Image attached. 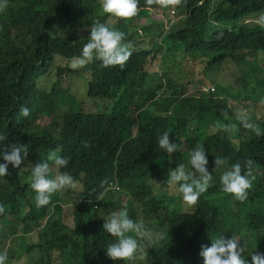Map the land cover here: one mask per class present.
Masks as SVG:
<instances>
[{
	"label": "trees",
	"instance_id": "trees-1",
	"mask_svg": "<svg viewBox=\"0 0 264 264\" xmlns=\"http://www.w3.org/2000/svg\"><path fill=\"white\" fill-rule=\"evenodd\" d=\"M139 12L174 23L154 22L140 31L131 25L133 18L104 13L102 0H8L0 13V135L7 137L5 145L28 148L21 167L9 164L8 175L0 177L5 207L0 253L7 252L6 264H204L201 246H210L219 235L238 236L249 264L253 252L264 253V134L244 129L235 118L225 120L219 99L188 94L181 81L189 63L196 70L199 62L210 77L232 63L235 76L241 79L246 70L252 84L264 90V28L240 23L264 14V0H182L167 8L139 0ZM97 20L124 31L125 42L137 39L123 69L102 67L99 60L78 70L69 67ZM221 30L223 37L216 39ZM79 79L87 81L81 102L71 86L64 87ZM226 88L236 94L233 85L219 83L214 90L219 94ZM255 94L249 106L264 111L260 86ZM21 106L30 110L28 117L20 116ZM250 120L264 133V114ZM216 121L235 123L237 130L224 132ZM168 130L179 145L172 154L158 146V137ZM197 144L205 149L208 170L215 168L216 156L228 164L215 169L210 187L186 212L178 186L167 184L168 172L180 163L193 171L189 154ZM58 146L62 156L70 157L59 171L71 173L83 187L82 193L71 194L77 202L73 229L64 224L63 206L57 204L62 196L54 194L49 205L37 207L30 187L34 164ZM249 158L256 179L241 202L222 191L220 176ZM101 180L107 184L99 201L91 190L104 191L98 187ZM120 191L127 194L125 204L115 198ZM116 210L144 222L149 233L142 241L144 260L107 257L106 247L115 238L103 230V218ZM34 224L41 228L29 243L25 235ZM160 234L164 239H158Z\"/></svg>",
	"mask_w": 264,
	"mask_h": 264
},
{
	"label": "clouds",
	"instance_id": "clouds-1",
	"mask_svg": "<svg viewBox=\"0 0 264 264\" xmlns=\"http://www.w3.org/2000/svg\"><path fill=\"white\" fill-rule=\"evenodd\" d=\"M145 4L148 7L156 5L167 8L180 6L182 0H145ZM7 7L8 0H0V13H3ZM102 9L104 13L116 18L131 20L139 12V0H102ZM254 23L260 28H264V14L256 18ZM215 27L221 28L222 26L216 24ZM88 31L90 35L87 38V43L83 45L81 54L73 57L69 67L78 70L90 62L99 60L102 67L119 66L123 69L132 56V44L125 42L127 34L98 20L91 24ZM223 35L222 30L217 32L216 39H221ZM210 89L208 88L206 92H209ZM212 91L214 92L213 87ZM260 103L264 104V98L260 100ZM29 114L30 110L25 106H21L20 116L28 117ZM234 115L235 120L244 129L250 130L256 135L264 134L261 132L259 125L250 120L245 110H237ZM222 130L231 133L237 130V125L235 123L224 124ZM170 133L171 130H168L158 137V146L165 150L167 154L179 151V145L169 139ZM6 139V136L0 135V157L4 161V163H0V177L8 175L9 164L13 168H20L28 156L26 145L19 143L5 145L3 141ZM84 146L88 147L89 145L84 142ZM61 152L62 148L58 146L48 153L46 159L34 164L31 169L30 187L36 194L35 203L37 207L49 205L52 196L58 192L78 188V181L71 173L57 171L54 176L52 175L53 167L63 169L70 162V157L62 156ZM189 156V164L193 171L189 172L186 166L180 163L174 169L169 170L167 184L170 187L178 186L182 200L187 205L194 206L198 203L200 196L210 187L213 174L207 168L209 161L202 144H197ZM214 164V169L224 168L228 161L216 156ZM253 172L254 161L250 158L232 164L220 176L222 191L231 194L238 201H245L248 198V191L253 187V181L256 179ZM106 184L107 180H101L98 186L99 189H104V191H97L96 188L91 190L96 200H103ZM89 202L91 203V200ZM4 212L5 207L0 204V215ZM103 219V230L115 238L106 247V255L109 259L135 261L146 258L147 253L142 241L149 233L143 221L133 220L126 210H116ZM158 239H164V235L160 234ZM244 252L245 246L244 244L241 245V239L238 236L232 235L231 238L226 239L221 235L211 238L210 246L202 245L199 255L203 257L204 264H249V261L244 258ZM7 259L6 251L0 253V264H6ZM251 264H264V253L253 252L251 254Z\"/></svg>",
	"mask_w": 264,
	"mask_h": 264
},
{
	"label": "rangeland",
	"instance_id": "rangeland-1",
	"mask_svg": "<svg viewBox=\"0 0 264 264\" xmlns=\"http://www.w3.org/2000/svg\"><path fill=\"white\" fill-rule=\"evenodd\" d=\"M148 14V15H146ZM157 16V13H150V12H138L137 16L133 18L131 21V25L139 28L141 31L144 27L149 28V26L154 25V22H157V25H164V26H170L173 25L174 22H167V19L161 20L160 18L154 17ZM260 16V15H259ZM259 16H253L249 18L242 19L240 23H246L247 25H256L254 23L255 19ZM174 20V19H173ZM132 46L136 44L137 39L133 38L129 41ZM141 45V43H140ZM199 62H197V69L195 70V63H189L187 65V72L181 73V81L185 85V92L194 96L205 94L208 97L217 98L219 99L221 103V107L224 108L223 113L224 117H226L225 120H232L235 118L234 113L237 110H245L248 113L249 118H252L254 115L261 117L264 114L263 109L259 110L258 112H254V108H251V104L253 102L251 101V97H254L256 94L257 89L260 90L261 93L264 95V90L261 88V85L252 84L251 78L248 76V72L246 70L242 71L241 79L239 77V74L235 76L236 69L234 64L232 63H225L222 65V68L216 73L213 74L211 77L210 75H205L202 72V66L198 65ZM190 68V69H189ZM235 76V77H234ZM234 78V79H233ZM235 82V83H234ZM222 83L224 85H233V87L236 90V94H233L230 92L229 89L226 88V91L221 92L218 94L214 90L212 91V87L215 89L216 84ZM72 87V94L75 96L77 102L83 101L85 98L84 96L87 93V81L83 79H79L73 82H66L64 83V87L69 88ZM210 89L209 92H206L207 89ZM123 92V89H118L117 95L119 93ZM246 97V98H244ZM243 98V100H241ZM249 99V100H246ZM71 105L70 103H67ZM108 104H111V101H108ZM111 108H109L110 110ZM216 127H221L223 125V122L216 121L215 123ZM137 127H135L136 132ZM213 132H216V129H213ZM52 169V175L54 176L57 173V169L53 167ZM59 171V169H58ZM209 171L214 173L215 169L214 167L209 168ZM83 191V187H79L76 190L73 189H66L64 191L58 192L55 194V197H63V201H59V203L63 206L64 211V224L73 229L75 226V210L77 208V202L72 198L71 194H80ZM116 200H122L124 202L127 201V194L124 191L120 192H114ZM193 206L185 205L184 209L185 211H189ZM120 210V209H118ZM117 210V211H118ZM0 224L3 227V224L0 220ZM35 230L33 232L27 233L25 235V238L27 242H34L38 238L37 231L41 228V226H37V224H34ZM21 235V233H19ZM220 236V235H219ZM217 236H213L215 238ZM225 238V237H224ZM15 250H17V245H14ZM47 256V255H46Z\"/></svg>",
	"mask_w": 264,
	"mask_h": 264
}]
</instances>
